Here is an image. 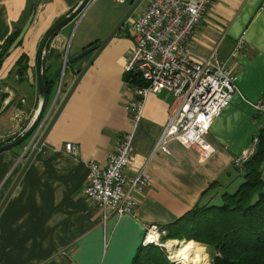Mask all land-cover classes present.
<instances>
[{"label": "crops", "instance_id": "obj_1", "mask_svg": "<svg viewBox=\"0 0 264 264\" xmlns=\"http://www.w3.org/2000/svg\"><path fill=\"white\" fill-rule=\"evenodd\" d=\"M82 1L0 0V46L32 14L19 47L0 66V142L19 137L31 126L41 102L35 83L39 44ZM90 3L91 7L60 29L44 50L42 69L49 67L50 76L67 63L63 77L57 80L60 97L55 100L54 95L49 101L45 116L54 101L53 112L57 109L93 55L73 64L68 61L105 39L133 4L116 5L113 0ZM139 7V14L131 15L130 21L142 13L143 4ZM93 9L96 11L89 21H84ZM103 16L110 22L99 38H93V27H102ZM128 27L119 31L82 76L0 210V264H133L139 254H144V227L154 226L167 233L170 225L198 204L209 184L217 181L226 185L233 159L248 151L261 131V120L251 105L264 100V0L214 2L190 38L194 56L207 59L215 54L236 75L238 93L206 137L213 152L209 158L175 141L168 145L169 156L151 157L174 104L173 97L165 92L146 97L140 119L132 128L125 110L137 100L124 79V65L132 47ZM240 40L242 51L230 60ZM21 56L27 59V70L19 77L15 70ZM57 83L52 84L54 94ZM17 113L20 115L15 119ZM50 118L51 113L44 127ZM129 133L133 153L126 175L133 178L143 171L149 185L135 196L133 217L113 214L103 223L97 208L81 194L88 177L87 165L104 167L107 155L122 135ZM30 142L0 154V203L22 166V158L28 155L24 150ZM65 144L77 146L76 158L64 152Z\"/></svg>", "mask_w": 264, "mask_h": 264}, {"label": "built area", "instance_id": "obj_2", "mask_svg": "<svg viewBox=\"0 0 264 264\" xmlns=\"http://www.w3.org/2000/svg\"><path fill=\"white\" fill-rule=\"evenodd\" d=\"M113 1L116 5H126L135 0ZM143 1L142 13L128 27L132 47L124 65L125 74H136L141 80V85L132 90L136 102L125 109L131 126L134 128L139 121L146 97L165 92L173 97L174 104L151 157L169 156L168 145L175 141L209 158L213 152L206 137L213 122L238 93L236 75L226 63L219 62L215 54L207 59L194 56L189 41L206 9L218 0ZM242 43L240 40L235 44L230 60L240 55ZM251 106L264 131V100ZM19 115L17 113L15 119ZM44 124L34 132L33 140L39 138ZM117 143L107 155L104 167L95 163L87 165L88 177L81 192L84 199L97 208L103 223L113 214L133 217L137 208L135 196L142 194L150 181L143 171L133 178L126 175L133 153L132 133L122 135ZM258 143L259 137L254 136L248 151L233 159L232 166L238 169L246 164ZM64 152L76 158L78 148L65 144ZM144 230L143 247L164 248L160 239L166 235L165 230L154 226L144 227Z\"/></svg>", "mask_w": 264, "mask_h": 264}, {"label": "trees", "instance_id": "obj_3", "mask_svg": "<svg viewBox=\"0 0 264 264\" xmlns=\"http://www.w3.org/2000/svg\"><path fill=\"white\" fill-rule=\"evenodd\" d=\"M20 30H13L0 46V66ZM16 69L15 75L19 77L27 70V59L24 56L19 57ZM48 69H42L47 98L40 120L52 99L53 85L47 82L51 77ZM124 79L131 90L141 85L136 74H125ZM256 136L259 137V143L249 161L241 168L232 167L231 172H227L230 181L226 185L217 181L209 184L202 192L198 204L170 225L169 229L166 228L168 231L164 240L195 241L206 246L212 254L211 264H264V131L261 130ZM17 139L8 137L0 142V146L9 145ZM23 145L17 146L16 150L23 148ZM133 264L168 262L159 250L157 255L139 254Z\"/></svg>", "mask_w": 264, "mask_h": 264}, {"label": "water", "instance_id": "obj_4", "mask_svg": "<svg viewBox=\"0 0 264 264\" xmlns=\"http://www.w3.org/2000/svg\"><path fill=\"white\" fill-rule=\"evenodd\" d=\"M90 0H83L80 4L79 7H77V9H75V11L67 16V18H65L64 20L56 23L54 25V27H52L48 33L44 36L41 44H39V49H38V54H37V59H36V86H37V92H38V96L39 98H41V102L39 104V106L37 107V114L35 116V119L33 120L31 126L26 130V132H24L22 134V136H20L17 140H15L14 142L10 143L9 145H4V146H0V154L3 152H8L14 148H16L17 146L25 143L26 141H31L30 139L34 136V132L37 128V126L39 125V120L43 111V107L46 104V96L45 95V90H44V79L42 76V57L44 54V50L45 48L48 46V42L55 36V34L58 33V31L60 29H62L63 27H65L68 23H70L71 21H73L78 15L79 13L83 10V8L86 6V4L89 2ZM143 0H135L133 2V4L131 5L130 9L126 12V14L124 15V17L117 23V26L114 28V30L108 34L105 39L97 42L96 44H94L92 47L84 50L83 52H81V54L77 55L76 57L70 59L68 61V64H73L79 60H81V58H84L88 55H93L91 57V59L88 61V63L82 68V71L77 75V77L75 78V80L73 81L74 83L70 86V89L68 90V92L65 94L66 96L61 100V102L58 104V107L56 109V111L53 113V115L51 116V118L48 120V123L46 125V127L44 128L43 132L40 133L41 135L39 136V138L36 140L34 146H32L31 151L28 153L27 157L24 158L22 166L19 170V172H17V176L14 179L13 183L10 184V188L7 191L6 195L3 197V200L0 203V210H2L3 206L5 205V203L7 202V200L9 199L8 197H11V194L13 193L14 189L16 188V184L19 183L20 179L22 178L23 174L25 173L24 171H26V169L28 168L29 164L31 163V161L33 160L32 158H35V155L37 154L38 150L40 149V145H42V143L44 142L46 136H47V132L50 131L51 127L54 125V123L56 122V119L58 118V115L60 114V112L63 110L64 105L67 103V101L70 99V96L72 95V92L74 91V89L76 88V86L80 83V80L82 79V76L85 74V72L89 69V67L91 66V64L94 62V60L99 56V54L106 48V46L110 43V41L118 34V32L123 28V26L130 20L131 15L133 14V12L142 4ZM32 18V14H30L29 18L26 19V22L24 24V26L21 28L20 32H18V36L16 37V39L13 41V43L10 45L7 54L12 53L17 47L18 44L21 43L25 32L27 31L31 19ZM67 66V63L64 62L61 66H59L58 68H56V71L51 75V77L49 78V80L47 82L54 84L55 81L57 80V78H62L65 68ZM31 143V142H30ZM30 143H28V146H31ZM28 146L27 149L29 148Z\"/></svg>", "mask_w": 264, "mask_h": 264}, {"label": "rangeland", "instance_id": "obj_5", "mask_svg": "<svg viewBox=\"0 0 264 264\" xmlns=\"http://www.w3.org/2000/svg\"><path fill=\"white\" fill-rule=\"evenodd\" d=\"M91 1V0H90ZM90 1L86 4V6L83 8V10L79 13V15L80 14H82L85 10H88V8H90L91 6H90ZM144 2V1H143ZM90 3V4H89ZM88 4H89V7H88ZM125 6H127V5H125ZM140 9H141V7H139L136 11H134V13L132 14V15H138L139 14V12H140ZM96 10H92V11H90V13L85 17V18H87V19H85L84 21H89V19H90V17L92 16V13L93 12H95ZM79 15L77 16V17H79ZM132 18V17H131ZM130 18V19H131ZM133 21V20H132ZM132 21H128L126 24L129 26L130 24H129V22L131 23ZM110 22V18L107 16H103V19L101 20V22H100V24H102V27H100L99 28V26L98 25H96L95 27H93L94 29V31H93V38H99L100 37V35L101 34H103L104 32H105V27H106V24H108ZM75 23V22H74ZM124 25L125 27L127 26V25ZM123 26V27H124ZM74 33H75V31H74ZM119 33V32H118ZM120 33H122V31L120 32ZM74 37V34H73V36H72V38ZM106 37V36H105ZM93 40H95V39H93ZM98 40H100V39H98ZM57 80H60V78H57ZM57 80H56V83H57ZM56 86H58V83H57V85ZM60 85L58 86V87H56V89H55V94H54V92H53V89H52V96H51V98H53V96L55 95V100L56 99H59V97H60V95H59V90H60ZM51 102V101H50ZM57 102H58V100H57ZM56 102L54 101V104H55ZM54 104H53V106H54ZM53 106L51 107V112L49 111V114L51 113V116L53 115V113L56 111H54L53 112V110L55 109V106H54V109H53ZM48 114V115H49ZM48 115L46 114V116L44 115L43 116V118H42V120H40V122H39V125L37 126V128H36V130H35V132L37 131V129H38V127L42 124V123H45L46 122V119H47V117H48ZM46 127V126H45ZM45 127H43V130H44V128ZM43 130H42V132H43ZM26 132V131H25ZM42 132H40V133H42ZM23 134V133H22ZM22 134L20 135V134H18V135H20V136H22ZM35 135V134H34ZM19 136V137H20ZM18 137V138H19ZM34 139V136L30 139L31 140V143H30V145H31V147H32V144L34 143V142H36V140H33ZM14 142V141H13ZM35 144V143H34ZM29 148L27 149V147H26V149L24 150V155H27L28 153H27V151L30 149V146H28ZM23 156V155H22ZM27 157V156H26ZM26 157H24V158H26ZM24 158H22V162L24 161L23 159ZM262 175H263V178H264V163H263V166H262ZM164 238V237H163ZM163 238H161L160 239V244L164 247V248H157V247H155L154 245H152V246H148V247H145V249H143V252H144V254H148V255H153V254H155V255H157L158 253H159V250H161V252H162V255H164V258L167 260V262H168V264H179V263H177L176 261H173V260H171L170 259V255H169V251H168V249L165 247V245L167 244V243H171V244H181V243H183V242H186L185 240H180V239H177V240H170V239H163ZM194 243L198 246V248H200V249H202V253H204L205 255H206V258H207V264H211V258H212V254L209 252V250H208V248H206V246H204V245H201V244H199L198 242H195L194 241ZM144 248V247H143Z\"/></svg>", "mask_w": 264, "mask_h": 264}, {"label": "bare ground", "instance_id": "obj_6", "mask_svg": "<svg viewBox=\"0 0 264 264\" xmlns=\"http://www.w3.org/2000/svg\"><path fill=\"white\" fill-rule=\"evenodd\" d=\"M165 247L169 251L170 259L179 264H207L206 255L193 241L181 244L167 243Z\"/></svg>", "mask_w": 264, "mask_h": 264}]
</instances>
